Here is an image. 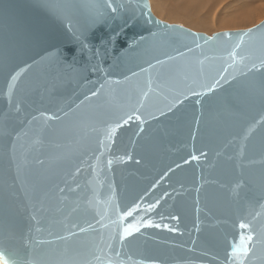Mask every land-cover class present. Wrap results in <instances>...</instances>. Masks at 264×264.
<instances>
[{
    "label": "water",
    "instance_id": "1",
    "mask_svg": "<svg viewBox=\"0 0 264 264\" xmlns=\"http://www.w3.org/2000/svg\"><path fill=\"white\" fill-rule=\"evenodd\" d=\"M0 264H264V19L0 0Z\"/></svg>",
    "mask_w": 264,
    "mask_h": 264
},
{
    "label": "rangeland",
    "instance_id": "2",
    "mask_svg": "<svg viewBox=\"0 0 264 264\" xmlns=\"http://www.w3.org/2000/svg\"><path fill=\"white\" fill-rule=\"evenodd\" d=\"M154 14L169 23L181 24L194 31L213 34L223 30L244 29L252 27L264 19V0H149ZM179 8V9H178ZM242 8L245 10L241 11ZM177 9L175 14L170 10ZM251 14L248 18L229 23L220 21L222 17ZM243 16V15H242ZM210 23L199 27L194 20Z\"/></svg>",
    "mask_w": 264,
    "mask_h": 264
},
{
    "label": "bare ground",
    "instance_id": "3",
    "mask_svg": "<svg viewBox=\"0 0 264 264\" xmlns=\"http://www.w3.org/2000/svg\"><path fill=\"white\" fill-rule=\"evenodd\" d=\"M243 3H244V5L246 6V5H248L249 3H248V0H244L243 1ZM179 9V8H178ZM243 10H245V8H242L241 9V11H243ZM178 10L177 9H173V10H170V12L172 13V14H175L176 12H177ZM243 15V16H242ZM242 15H240V16H238V17H236V16H231V17H222L221 19H220V21L221 22H223V23H229V22H234L233 20H236V19H239V20H242L243 18H248V17H250L251 15H252V13L251 14H246V13H244V14H242ZM194 20V19H193ZM239 20H236V21H239ZM194 24H197V25H199V27H207V26H209L210 25V23H207V22H203V21H198V20H194Z\"/></svg>",
    "mask_w": 264,
    "mask_h": 264
}]
</instances>
